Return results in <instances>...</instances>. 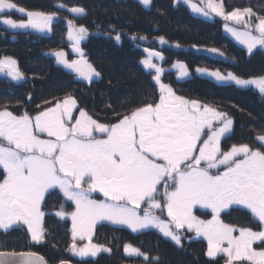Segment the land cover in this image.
<instances>
[{"label": "snow or ice", "instance_id": "6c2138e0", "mask_svg": "<svg viewBox=\"0 0 264 264\" xmlns=\"http://www.w3.org/2000/svg\"><path fill=\"white\" fill-rule=\"evenodd\" d=\"M138 3L147 9L152 0ZM183 3L195 16L221 18L224 33L247 54L264 50V14L251 7L226 11L222 0ZM55 7L72 17L64 19L66 39L76 58L69 59L62 49L50 55L79 81L99 79L101 73L81 47L91 33L75 22L87 14L85 8L64 3ZM13 12L26 19L12 18ZM58 18L56 11H29L14 0H0V25L13 32L51 33ZM105 35L120 44L127 34L109 25ZM129 39L146 42L148 37L131 34ZM154 39L168 44L164 36ZM193 48L228 59L215 46ZM143 52L139 65L150 76L151 93L141 92L139 99L130 98L120 107L109 104L112 120L94 118L71 93L45 100L35 114L0 110V233L26 231L39 244L44 237L46 197L57 192L61 203L54 215L71 220L68 251L74 257L111 252L93 242L96 226L106 222L132 233L155 230L176 246H182L184 239L203 238L205 255L212 260L223 257L225 264H264V132L252 142L225 149L223 140L234 131L230 113L178 95L162 79L166 69L159 62L164 55L149 47ZM171 68L177 80L191 76L183 62H174ZM0 72L13 82L26 79L12 57L0 58ZM195 73L217 84L251 88L264 98V76L243 78L206 67H196ZM97 193L103 199L95 198ZM233 206L247 211L249 224L236 226L221 219L222 212ZM197 210L210 213L211 219H200ZM123 251L128 257H142L143 264L158 260L131 244L126 243ZM39 264H44L42 258Z\"/></svg>", "mask_w": 264, "mask_h": 264}, {"label": "trees", "instance_id": "16d2710c", "mask_svg": "<svg viewBox=\"0 0 264 264\" xmlns=\"http://www.w3.org/2000/svg\"><path fill=\"white\" fill-rule=\"evenodd\" d=\"M14 2L29 11H56L59 18L54 21L53 31L49 34L30 30L13 32L0 25V58L8 56L15 59L26 77L16 83L0 74V110L7 107L16 115L24 111L35 114L37 106L43 105L45 100L71 93L94 118L112 120L114 117L109 104L120 107L130 98L139 99L141 92L151 93L150 76L139 65V60L145 56L143 47H149L164 55L165 59L160 64L166 71L162 79L178 95L218 106L233 117L234 131L230 138L223 140L225 149L233 143L252 142L257 133L264 132V98L256 90L217 84L195 73L196 67H206L232 71L243 78L264 76V51L257 49L253 54H247L243 47L224 34L220 20L196 17L175 0H152L147 9L138 0ZM58 3L82 6L86 10V16L75 22L87 27L91 33L81 44L88 61L101 73V77L94 78L91 83L77 80L74 74L58 66L50 55L52 51L62 49L69 59L76 58L69 52L64 19L72 17L66 10L57 9L55 5ZM222 3L226 11L251 7L254 12L264 14V0H222ZM11 15L19 19L18 13ZM109 25L127 34L120 44L105 35ZM131 34L145 35L148 40L133 43L129 39ZM159 36H164L168 44L160 45L154 39ZM176 44L180 47H175ZM193 45L200 48L215 46L228 59L196 51ZM177 61L187 65L190 78L177 80L176 72L169 70ZM60 203L57 192H51L46 197L44 242H31L25 231L21 230L11 231L7 235L0 233V252L35 253L48 264H59L61 261L73 264H143L142 257L125 255L123 247L127 243L150 257H158L153 264H225L223 257L212 260L205 255L207 246L202 240L184 239L182 246H176L153 230L132 233L128 229L106 224L95 229L93 240L109 247L111 252H103L95 259L77 261L65 250L70 243L69 224L54 215ZM66 207L68 211L72 210L70 205ZM221 218L236 226L249 224L250 221L246 211L236 208L223 213ZM251 226L255 227L254 224Z\"/></svg>", "mask_w": 264, "mask_h": 264}, {"label": "rangeland", "instance_id": "374dc122", "mask_svg": "<svg viewBox=\"0 0 264 264\" xmlns=\"http://www.w3.org/2000/svg\"><path fill=\"white\" fill-rule=\"evenodd\" d=\"M175 2L177 3V4H181V5H183V6H185V7H187L184 3H183V0H178V2H177V0H175ZM188 8V7H187ZM230 12V11H229ZM19 15V14H18ZM195 16V15H194ZM197 17H199V16H197ZM18 18L19 19H26L25 17H21L20 15L18 16ZM200 18H202V17H200ZM18 19V20H19ZM78 19H80V18H78ZM204 19V18H203ZM213 19H218V20H220L221 22H222V24H224L225 22L221 19V18H219V17H214ZM213 19H211V20H213ZM54 23V22H53ZM66 32H67V30H66ZM224 32V31H223ZM45 34H49V33H45ZM225 35H227V36H229L228 34H226V33H224ZM230 37V36H229ZM231 38V37H230ZM232 39V38H231ZM232 40H234V39H232ZM235 41V40H234ZM84 42V41H83ZM236 42V41H235ZM237 43V42H236ZM238 44V43H237ZM241 46V45H240ZM242 47V46H241ZM264 51V50H263ZM162 62V61H161ZM161 62H159V63H161ZM169 70H172V71H175V70H173L172 68H170ZM6 71V70H5ZM0 74H1V76H3V77H6L7 79H9L5 74H4V72H0ZM10 80V79H9ZM18 82H20V81H18ZM17 83V82H16ZM95 195V198H97V199H103V197H102V195H100V194H94ZM233 207H236V206H233ZM230 209V208H229ZM229 209H226V210H224L223 212H222V214L223 213H225V212H227V211H229ZM238 209V208H237ZM196 214L199 216V218L200 219H205V220H207V219H211V214L210 213H208V214H205L202 210H197V212H196ZM221 214V215H222ZM59 219V218H58ZM222 219V218H221ZM61 220V219H60ZM61 221H64V222H66V223H68L69 224V230L71 229V220L70 219H67V220H61ZM106 223V222H105ZM105 223H102V224H98L97 226H96V228L98 227V226H101V225H105ZM226 223V222H225ZM106 225H109V224H107L106 223ZM111 226V225H110ZM113 227V226H112ZM43 228H44V224H43ZM95 228V229H96ZM116 228V227H115ZM126 229V228H125ZM153 231H155V230H153ZM45 228H44V237H43V239H42V241L41 242H44V240L46 239L45 238ZM25 233H26V231H25ZM27 234V233H26ZM69 234H70V243H71V233H70V231H69ZM94 234H95V230H94ZM188 235H190V236H194V234L193 233H189ZM28 236V235H27ZM29 237V236H28ZM93 238H94V235H93ZM29 239H30V237H29ZM193 239H195V240H202V241H204L205 243H206V246H207V242L203 239V238H193ZM30 241H31V239H30ZM169 241V240H168ZM32 242V241H31ZM78 243H79V241H77ZM93 242H94V240H93ZM171 242V241H170ZM69 243V244H70ZM173 243V242H172ZM68 246L69 245H67L66 247H65V250L67 251V253H68V255H70V257H72L73 259H75V260H77V261H81V260H86V259H95L97 256H99L101 253H103V252H101V253H98L97 254V256L96 257H88V258H84V259H80V258H78V257H74L73 255H72V253L70 252V251H68ZM257 247H259V246H257Z\"/></svg>", "mask_w": 264, "mask_h": 264}, {"label": "water", "instance_id": "95a60500", "mask_svg": "<svg viewBox=\"0 0 264 264\" xmlns=\"http://www.w3.org/2000/svg\"><path fill=\"white\" fill-rule=\"evenodd\" d=\"M69 50L72 53L71 48H69ZM0 253L6 254L5 256H0V264H5V262H6V264H25V262L28 260H33V261H35V264H39L41 258L44 261V264H48L44 260V258L38 254H36L34 257H27V256H21L20 254L21 253H29V252H17V253H15V252H0ZM65 262H67V264H73L69 261H65ZM59 264H61V263H59Z\"/></svg>", "mask_w": 264, "mask_h": 264}, {"label": "flooded vegetation", "instance_id": "af4514ba", "mask_svg": "<svg viewBox=\"0 0 264 264\" xmlns=\"http://www.w3.org/2000/svg\"><path fill=\"white\" fill-rule=\"evenodd\" d=\"M232 208H236V209L238 208V209H241V208H239V207H231L230 209H232ZM230 209H229V210H230ZM242 210H243V209H242ZM244 211H246V210H244ZM246 212H247V211H246ZM45 213H46V212H45ZM46 215H47V213H46ZM43 224H44V220H43Z\"/></svg>", "mask_w": 264, "mask_h": 264}]
</instances>
